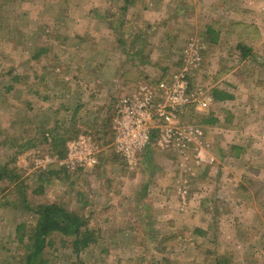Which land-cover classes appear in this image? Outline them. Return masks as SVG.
<instances>
[{
    "label": "rangeland",
    "instance_id": "rangeland-1",
    "mask_svg": "<svg viewBox=\"0 0 264 264\" xmlns=\"http://www.w3.org/2000/svg\"><path fill=\"white\" fill-rule=\"evenodd\" d=\"M192 41L190 87L212 101L182 121L215 120L203 164L150 141L129 166L110 146L116 99L176 71ZM81 133L108 145L70 168L59 154ZM46 203L96 241L76 252L52 233L44 264H264V0H0V264H23L19 234Z\"/></svg>",
    "mask_w": 264,
    "mask_h": 264
},
{
    "label": "built area",
    "instance_id": "built-area-1",
    "mask_svg": "<svg viewBox=\"0 0 264 264\" xmlns=\"http://www.w3.org/2000/svg\"><path fill=\"white\" fill-rule=\"evenodd\" d=\"M201 62V46L189 42L181 67L176 71L154 84L139 82L116 99L110 124V146L129 166L135 164L150 143L152 132L158 148L171 149L184 160L188 159V149L192 148L196 162L203 160L197 150L202 130L198 125L182 121L190 102L205 106L212 101L202 85L190 87V77L200 68ZM107 145L89 133H81L67 141L66 160L62 163L70 168L93 166L98 163L99 152Z\"/></svg>",
    "mask_w": 264,
    "mask_h": 264
},
{
    "label": "trees",
    "instance_id": "trees-1",
    "mask_svg": "<svg viewBox=\"0 0 264 264\" xmlns=\"http://www.w3.org/2000/svg\"><path fill=\"white\" fill-rule=\"evenodd\" d=\"M124 2L125 4H127L131 2V0H124ZM239 49L243 52L242 56L248 54V47H244L241 45L239 46ZM213 93L215 99H219L218 97H221V94L222 96L228 98L230 97L229 94H225L224 92L216 89L213 90ZM213 122H215L214 119H203L202 123L212 124ZM199 127L204 133L205 126L202 124L201 126L199 125ZM154 137L155 133L152 132L151 141H154ZM104 143L106 144V141H104ZM61 152L63 154L60 153L59 155H65L66 148L64 147V145ZM34 213L37 216L36 221L32 230L27 233L28 236L26 242H24V231L20 232L19 234V241L25 243L23 264H44L46 260L43 257V249L50 244L51 238H49V236L55 232H59L62 235L66 236H72V246L76 252L83 247L88 246L90 243H94L96 241V231L86 225V217L74 211L68 210L60 204H39L34 209ZM22 227L23 225L19 224L17 225L16 229H18L19 231V229Z\"/></svg>",
    "mask_w": 264,
    "mask_h": 264
},
{
    "label": "crops",
    "instance_id": "crops-1",
    "mask_svg": "<svg viewBox=\"0 0 264 264\" xmlns=\"http://www.w3.org/2000/svg\"><path fill=\"white\" fill-rule=\"evenodd\" d=\"M224 9H225L224 11H226V10H230V8L227 7V6H225ZM240 10H242V9H238V13H239ZM258 10H262V9H258ZM225 14H227V13H225ZM242 23H246V22L244 21V22H242ZM254 24H255V23H254ZM257 25H258V24H257ZM214 30H215V31H213V32H216V33H217V30H216L215 28H214ZM243 32H245V30H243ZM218 33L221 35V32H220V31H219ZM218 33H217V34H218ZM210 44L213 45V46H215V45L212 44V43H210ZM241 45L244 46V47H247V46L244 45L243 43H241L240 45H237V44H236V47L239 49V46H241ZM243 56H244V55H243ZM243 56H241V59H242L241 61L245 62V60H246L245 57H247V55H246L245 57H243ZM178 62H179V63H178L179 67H181V56H180V59H179ZM179 67H178V68H179ZM169 75H170V74H169ZM169 75H167V76H169ZM162 76H163V75H162ZM160 78H161V77H160ZM158 80H159V79H158ZM156 82H157V81H156ZM213 94H214V93H213ZM189 109H190V107H187V113H188ZM199 125H200V124H199ZM200 126H201V125H200ZM206 127H207V126H205V129H206ZM207 129H209V128L207 127ZM194 161H195V160H194ZM203 162H204V160H201V161H199L197 164L200 163V165H202ZM200 165H199V167H202V166H200ZM199 167H194V172H195V173H199V172L202 170V169H200ZM196 168H197V170H198L197 172H196V170H195ZM184 199H185V198H184ZM185 201H186V200H185ZM181 202H182V199H181Z\"/></svg>",
    "mask_w": 264,
    "mask_h": 264
}]
</instances>
